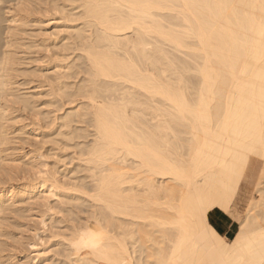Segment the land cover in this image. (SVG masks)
<instances>
[{"label":"bare ground","instance_id":"6f19581e","mask_svg":"<svg viewBox=\"0 0 264 264\" xmlns=\"http://www.w3.org/2000/svg\"><path fill=\"white\" fill-rule=\"evenodd\" d=\"M262 199L264 0H0V264L258 260Z\"/></svg>","mask_w":264,"mask_h":264},{"label":"rangeland","instance_id":"374dc122","mask_svg":"<svg viewBox=\"0 0 264 264\" xmlns=\"http://www.w3.org/2000/svg\"><path fill=\"white\" fill-rule=\"evenodd\" d=\"M44 88H45V87H44ZM44 88H43V87H39V89H44ZM45 89H46V88H45ZM38 91L40 92L41 90H38ZM41 92H45V91H41ZM41 95H42V96H40V95L38 96L39 98H36V99H39V101L37 100V102H39V103H38L39 105H38L37 108H39L40 106L46 105V104L48 103V100H47V99H49V96H51V95H49V96L47 95V96H46V93H45V96H43L44 93L41 94ZM52 97H53V96H51L50 100H51V101L53 100V102H54L55 104L51 103V101H49L48 104H49V105L52 104V106H50V107H53V108H52V109H51V108H50V109H49V108H48V109H45V107H44V108L40 107L41 109H39V110H41V111H40V112H41V115H40V113L38 112V115H40V119H38V122H41L43 116L45 115V114L43 113L42 109H44L45 111H47V112H49V113H52L50 116H53L54 114H55L54 116H56V111L59 110V109H60L59 111L61 112V114H58V111H57V115H58V116L62 115L65 111L67 112V111L69 110V108L66 107V106H65L66 108L64 107L65 109H64V108H57V107H59V105H60V103L58 102V98H56V97H55V98H54V97L52 98ZM55 99H57V100H55ZM46 100H47V102H46ZM44 101H45V102H44ZM50 103H51V104H50ZM46 106H48V105H46ZM72 106H73V105H72ZM73 107H74V106H73ZM56 108H57L56 111L53 110V109H56ZM64 110H65V111H64ZM45 111H44V112H45ZM50 111H52V112H50ZM53 111H54L55 113H53ZM47 112H45V113H47ZM42 114H43V115H42ZM26 115H27V114H26ZM28 117H29V116L27 115V119H25V120H23L22 117H21V118L19 117V118H16V119H20V120H22V121H23L22 124H23V123H28V122H29V121H28V122H25V121L32 119V118H28ZM38 117H39V116H38ZM13 121H14V123H13L12 121H11V123H10V128H11V130H14V129H15V134H16V136H19L20 138L22 137V138H24V140H25V138H27V140L30 139V141H29V140H28V141L25 140V141H27V143H26L25 141H22L21 144L23 145L24 151H28V150H29V151H30V150L32 151V149L34 150V148H35V150H37L38 148H41V147L44 145V143L41 144V143H39V142H40V141H43V142L47 143V144H45V145L43 146L44 149L41 148V149H40L41 152H40L39 150H37L36 152L44 153V151H46L45 154L48 153V154H50V155H51V153H53V155L56 156V158H57V155H58V154H61V155H62V157H61V155H60V156L58 155L59 158L57 159V161H55L54 159H56V158H54V159H53V160H54V161H53L54 163H53L52 160H51V157H52V156L47 155L48 158H49V160H51V161L47 160V158H46V161H47V163L49 162L48 164H51V162H52L53 165H50L52 168H54V169H57V168H58L57 170H58L59 172H64V169H65V171H66V172L68 171L69 173H70V171L73 170V169H72L73 166H74V169L76 170V172H74V173H77V172H79V170H81V167H80L81 162H78V161H81V160H78V161H77L78 163L75 162L76 164H75L74 161H73V158L75 159V161H76L77 159H79V158H78L79 156L76 155V154H77V150H75V149H77V148L74 147V148H75V149H73L74 151H71V152L69 153V150H70V149H69V150H67V148H64V149H63L61 145L59 146V145H56L54 142H53L54 144L51 142L52 145H56V146H58L59 149L62 148L63 150H65V149L67 150V151H65V153H63L64 151H62V152L60 153V151H59V149H57V147L54 146V147H55V148H54L52 145H49V144H50V143H49L50 140H48V142H47L46 140H44V139H46V137H47V138L52 137V140H53V137H54L53 133H54V132L51 131V130H54V131H55V129H50V127H51L52 125H48L49 123H46L45 121H43L44 123H46V124H45L46 128H45L44 125H40V124H44L43 122L39 123L40 128L43 126L44 129H47V130L50 129L49 131L52 132V133L47 132V130H44V129H41V130H40V128L38 129V131H40V132H36V130H37V129H36V130H35V132H36V138H37V137H41V136H42V137L44 136V137H43V139L37 138V141H38V142L35 141V142H36V143H35L34 141H32L34 138H33V139L30 138L31 136L28 138V137H24L23 134H19V133H23V132H24L25 135H27V133H28V131H29L30 129H29L28 127H27L28 129H27L26 127H24V128H23V127H20V126L22 125V124H21V121H20V122H19V121L16 122L15 119H14ZM36 121H37V120H35V125H36ZM18 123H19V124H18ZM11 125H13L14 127L11 126ZM19 125H20V126H19ZM36 126H37V125H36ZM49 126H50V127H49ZM17 127L20 128V129H18ZM53 127H54V126H53ZM12 128H13V129H12ZM21 128L24 129V131L22 130L23 132L20 131ZM25 128H26V129H25ZM42 130H43V131H42ZM41 131H42L43 134L41 133ZM44 131H46L48 134H46V132H44ZM44 133H45V134H44ZM49 133H50V134H49ZM38 134H39V135H38ZM41 134H42V135H41ZM51 135H53V136H51ZM58 137H59V136H58ZM49 139H50V138H49ZM34 140H35V139H34ZM52 140H51V141H52ZM28 142H29V144H28ZM30 142L34 143L35 145H37V143H39V144L42 145V146H41V147H40V146H38V147H34L35 145L32 144V143H30ZM48 143H49V144H48ZM30 144H31V145H30ZM24 146H26V147H24ZM27 146H28V147H27ZM30 146H31V147H30ZM49 146H52V147H49ZM32 147H33V148H32ZM27 148H28V150H27ZM31 148H32V149H31ZM70 148H73V147H70ZM48 149H49V151H51V152H49ZM50 149H51V150H50ZM54 149H55V151H58V153L52 151V150H54ZM56 149H57V150H56ZM75 151H76V152H75ZM36 152L33 151V155L38 154V153H36ZM67 152H68V153H67ZM73 152H74V155L71 154V153H73ZM55 154H57V155H55ZM64 154H66V155H65V161L63 160V159H64ZM67 154H68V155H67ZM69 154H70V155H69ZM75 155H76V156H75ZM78 155H79V154H78ZM73 156H74V157H73ZM37 157H38V156H37ZM70 157H73V158H70ZM75 157H77V159H76ZM60 158H61L62 160H60ZM59 160L62 161V162H60L61 164L56 163V162H59ZM63 161H64V162H67V163H69V162L71 161V164H70L71 166H69V165H67L68 167L65 166L66 163L64 164ZM72 161H73V162H72ZM55 163H56V164H55ZM58 164H59V166H58ZM63 164H64V167H63ZM75 165H77V168H76ZM56 166H57V168H56ZM78 166H79V167H78ZM59 167H61V168L63 169V171H61V168H59ZM65 167L68 168V169H66ZM69 168H70V169H69ZM79 168H80V169H79ZM71 169H72V170H71ZM73 171H74V170H73ZM81 173L85 174L84 171H83V172L81 171ZM81 173L79 172L78 175H77V174H75V175H76V176H83V174H81ZM79 174H81V175H79ZM72 175H73V173H72ZM75 175H73V176H75ZM219 233H223V229L220 228V227H219Z\"/></svg>","mask_w":264,"mask_h":264},{"label":"snow or ice","instance_id":"6c2138e0","mask_svg":"<svg viewBox=\"0 0 264 264\" xmlns=\"http://www.w3.org/2000/svg\"><path fill=\"white\" fill-rule=\"evenodd\" d=\"M15 6L24 7V5L22 4ZM262 203H264V199H262ZM228 212L231 213L232 209L229 208ZM205 230L207 231V229ZM105 242H106V233L103 231V229H100L99 231L90 234L89 239L84 243L83 247L84 248L90 247L91 250L99 252L105 246ZM223 243L224 242L221 241V244ZM228 247L235 249L237 247V244L228 245ZM211 264H216V262H211ZM225 264H264V238H262L260 258L258 260L241 257L240 259L233 262H225Z\"/></svg>","mask_w":264,"mask_h":264}]
</instances>
